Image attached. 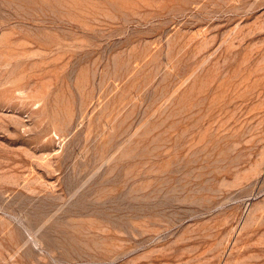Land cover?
I'll list each match as a JSON object with an SVG mask.
<instances>
[{
    "label": "rangeland",
    "instance_id": "obj_1",
    "mask_svg": "<svg viewBox=\"0 0 264 264\" xmlns=\"http://www.w3.org/2000/svg\"><path fill=\"white\" fill-rule=\"evenodd\" d=\"M262 112L264 0H0V264H264Z\"/></svg>",
    "mask_w": 264,
    "mask_h": 264
},
{
    "label": "bare ground",
    "instance_id": "obj_2",
    "mask_svg": "<svg viewBox=\"0 0 264 264\" xmlns=\"http://www.w3.org/2000/svg\"><path fill=\"white\" fill-rule=\"evenodd\" d=\"M253 1V0H252ZM243 2V1H242ZM239 4V3H238ZM262 113H264V112H262ZM261 113V114H262ZM164 179V178H163ZM147 180V179H146ZM128 189V188H127ZM160 191V190H159ZM170 191V190H169ZM168 194V193H167ZM119 195V194H118ZM109 196V195H108ZM117 196V195H116ZM161 196V195H160ZM118 202V201H117ZM116 205V204H115ZM151 205V204H150ZM112 207V206H111ZM100 208V207H99ZM98 209V208H97ZM99 223V222H98ZM125 231V230H124ZM143 232V231H142ZM122 246V245H121Z\"/></svg>",
    "mask_w": 264,
    "mask_h": 264
}]
</instances>
